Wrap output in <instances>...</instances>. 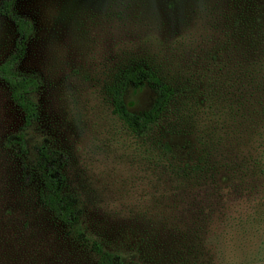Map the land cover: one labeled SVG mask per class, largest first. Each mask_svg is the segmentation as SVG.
<instances>
[{
  "label": "rangeland",
  "instance_id": "obj_1",
  "mask_svg": "<svg viewBox=\"0 0 264 264\" xmlns=\"http://www.w3.org/2000/svg\"><path fill=\"white\" fill-rule=\"evenodd\" d=\"M14 11L34 27L17 70L40 81L27 145L65 152L63 173L85 232L103 245L104 238L146 239L144 256L177 258L183 223L187 230L203 225L191 208L198 205L213 210L215 225L210 242L196 240L195 256L264 264V0H17ZM15 37L13 22L0 15V62ZM140 60L161 66L189 93L207 87L201 110L197 97L179 99L188 116L195 113L188 126L212 138L218 163L234 165V182L216 178L215 205H206L211 185L171 179L111 112L105 80ZM153 98L145 87L129 89L125 101L143 111ZM22 121L0 79V264H93L86 240L67 234L41 204L36 181L21 177L6 140ZM175 142L182 156L187 149Z\"/></svg>",
  "mask_w": 264,
  "mask_h": 264
},
{
  "label": "trees",
  "instance_id": "obj_2",
  "mask_svg": "<svg viewBox=\"0 0 264 264\" xmlns=\"http://www.w3.org/2000/svg\"><path fill=\"white\" fill-rule=\"evenodd\" d=\"M16 2L17 0L0 1V15L9 18L16 30L14 51L0 62V79L7 85L11 100L23 115L21 127L7 138L6 144L16 149L20 159L21 177L36 181L38 198L43 207L52 214L53 219L66 230L67 234H72L75 240L81 242L86 240L87 246L94 254L93 264H209L212 262L210 256L204 258L203 262L200 259L203 258L202 256L194 255L196 240L203 236L206 242H210L207 237L212 236L215 225L211 214L213 210L208 209V212H203L205 210L198 205H191V208L197 209L202 214L203 225L197 228L191 226L192 229L187 230L183 223L177 236L181 239L186 238V243L183 250L177 253V258L170 256L169 259L155 262L144 256L146 239L133 240L130 236L114 240L104 238L103 245L100 240L85 232L81 226L82 211L67 189L63 173L66 164L65 152L58 148H50L44 142L35 145L31 152L27 145V131L38 118V105L34 94L38 90L40 81L37 76L22 74L17 70L34 27L30 20L14 11ZM252 30L255 32L254 27ZM215 52H219V49L217 48ZM210 60L212 62V59ZM165 72L161 66L144 60L123 65L104 82V94L109 101L111 112L121 122L125 131L139 141L141 151L149 152L150 159H154L171 179L204 180L202 182L204 187L208 184L212 186L210 196H213L212 192L216 196L219 188L216 178H222L225 182L231 178L234 182L235 176L231 173L234 165L232 167L228 159L223 164L218 163V158L216 160V156L210 150V148L214 149L212 138L202 129H197L195 125L190 123L188 126V120L195 113L188 116L190 110L188 104H184L183 100L179 99L197 97L198 100L193 105L201 110L207 100V92H205L207 87L196 85L189 93L188 89L179 85L174 78L168 77ZM204 85H207V82ZM145 87L154 93L151 105L143 111H131L125 101L126 93L129 89L140 90ZM176 140H181L184 145L182 148L187 149L182 156L174 152L175 147H178ZM145 157L148 158L149 155ZM228 186L227 183L226 188ZM229 189L224 188L225 195L229 193ZM190 193L195 191H190L188 194ZM214 196L206 205L212 202L213 205L216 204ZM190 224L193 225V221Z\"/></svg>",
  "mask_w": 264,
  "mask_h": 264
}]
</instances>
